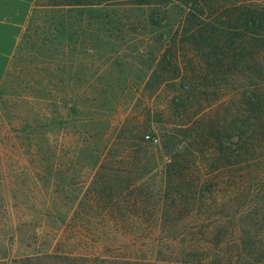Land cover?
I'll list each match as a JSON object with an SVG mask.
<instances>
[{"label": "rangeland", "instance_id": "obj_1", "mask_svg": "<svg viewBox=\"0 0 264 264\" xmlns=\"http://www.w3.org/2000/svg\"><path fill=\"white\" fill-rule=\"evenodd\" d=\"M85 1L32 5L0 88V264H264V48L190 35L264 0Z\"/></svg>", "mask_w": 264, "mask_h": 264}, {"label": "trees", "instance_id": "obj_2", "mask_svg": "<svg viewBox=\"0 0 264 264\" xmlns=\"http://www.w3.org/2000/svg\"><path fill=\"white\" fill-rule=\"evenodd\" d=\"M85 0H35L33 10H32V17L30 23L34 22L37 18V13L42 7H54V8H75V7H86L88 4L85 3ZM44 3H49V5H45ZM235 18L232 20L231 24H229V27L225 25L217 26L207 23V30H203L200 28L199 32H191V38L197 39L200 43H204L207 48L209 49V55H202L203 56V62L201 64H208L209 66H212V60L221 61V65H223V62L225 60H236V51L233 47H237V42L233 41L232 46H228L225 42H229L230 34L229 32H234L237 35V39H243L245 33V37L248 35L252 36L251 39L255 42V46H258L259 48H264V8L259 9L258 5L255 6H240L235 8ZM208 21V20H206ZM205 25V24H204ZM198 35V37H196ZM217 36H221L219 39H217ZM228 38V39H227ZM190 39V37H189ZM248 100V111L247 113L250 115L252 112L258 113L257 117L253 120L248 122V125L241 124L240 128L237 129V131L242 132L244 135H239L242 139H244L245 134L248 132H257L258 131V124H260L262 121H264V92H260L259 94H256L255 92L251 94V97H246ZM251 130V131H250ZM144 128L138 129V155L140 157L147 156L149 153H152V155L155 156V152L151 147L148 145H145L144 143ZM239 137V140H240ZM229 139L232 138V136L228 137ZM254 138V137H253ZM219 141V139H216ZM222 141L220 140L219 146H221ZM169 147L168 144H164L163 150H165L164 154L166 157H170V152L168 151ZM167 150V151H166ZM137 161V159H136ZM142 162V161H140ZM139 162V164H140ZM166 180V179H165ZM165 183L162 181L161 184L157 185V190L159 193H162L164 191V185ZM135 186V184H134ZM150 192L153 193L150 190ZM182 198V197H181ZM182 203V202H181ZM136 204V203H135ZM156 205V204H155ZM159 206V205H158ZM167 205H164L163 207L159 208L158 210H161L155 213L154 218H158L159 222L162 221V219L158 216L163 217L165 212L163 209H166ZM114 207L118 208L120 206L114 205L111 202L108 203L106 206V210L108 213L114 212ZM171 208L174 210V206L170 205ZM184 210L182 207L179 208L177 211ZM142 214V213H141ZM130 219L133 220L134 218L142 220L143 218L138 217L136 215L130 214ZM186 226V225H184ZM169 230H171L169 226ZM194 240V239H192ZM131 244H133L131 241H129ZM195 250L197 254H199L200 247L197 245V241H192V244H190ZM199 251V252H198ZM196 254V255H197ZM264 258V257H263ZM114 260H123V263L132 262L131 257H122L119 259ZM134 261L139 264L140 262H143L141 259L134 258Z\"/></svg>", "mask_w": 264, "mask_h": 264}, {"label": "crops", "instance_id": "obj_3", "mask_svg": "<svg viewBox=\"0 0 264 264\" xmlns=\"http://www.w3.org/2000/svg\"><path fill=\"white\" fill-rule=\"evenodd\" d=\"M35 0H0V88L3 85L10 59L16 51L21 27L24 18L28 17L29 11ZM10 17L14 33H6L1 18ZM9 25V24H8Z\"/></svg>", "mask_w": 264, "mask_h": 264}]
</instances>
